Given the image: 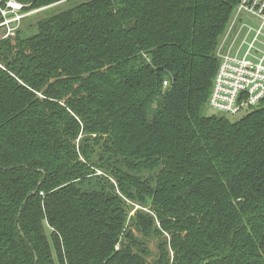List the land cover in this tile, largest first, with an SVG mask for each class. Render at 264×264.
<instances>
[{
	"label": "trees",
	"instance_id": "obj_1",
	"mask_svg": "<svg viewBox=\"0 0 264 264\" xmlns=\"http://www.w3.org/2000/svg\"><path fill=\"white\" fill-rule=\"evenodd\" d=\"M240 2L88 0L0 43V264H264V106L207 113Z\"/></svg>",
	"mask_w": 264,
	"mask_h": 264
},
{
	"label": "built area",
	"instance_id": "obj_2",
	"mask_svg": "<svg viewBox=\"0 0 264 264\" xmlns=\"http://www.w3.org/2000/svg\"><path fill=\"white\" fill-rule=\"evenodd\" d=\"M23 8L13 0L8 2L1 10L0 27L15 33ZM217 58L219 66L208 103L213 114L239 118L263 105L264 0H241L218 46Z\"/></svg>",
	"mask_w": 264,
	"mask_h": 264
},
{
	"label": "rangeland",
	"instance_id": "obj_3",
	"mask_svg": "<svg viewBox=\"0 0 264 264\" xmlns=\"http://www.w3.org/2000/svg\"><path fill=\"white\" fill-rule=\"evenodd\" d=\"M11 0H0V13L1 10L6 9L7 3L10 2ZM14 2L18 3L17 1L13 0ZM88 0H70V1H63L59 2L53 6L50 7H43V8H35V9H27L26 12H23L22 10V15L23 18L21 19L20 25L16 29L15 33H9L7 31V27H0V43H2L4 40L10 39L14 43L16 38H21V39H26L29 37H32L36 33V26L37 24L51 16H54L62 11H65L69 9L70 7H74L78 4L84 3ZM1 2H6L5 7L1 5ZM20 4V3H19ZM24 6V5H23ZM27 8V7H25ZM12 27V25L10 26ZM264 105H261L258 108L263 107ZM208 114L212 115L213 112L208 109ZM150 116H153L155 114V108H152L149 111ZM138 209V207H137ZM135 213L132 212L131 215H134ZM138 237H140V234H137ZM149 250L152 253V257L149 259L150 261H153L157 258V247H156V241L149 243Z\"/></svg>",
	"mask_w": 264,
	"mask_h": 264
}]
</instances>
